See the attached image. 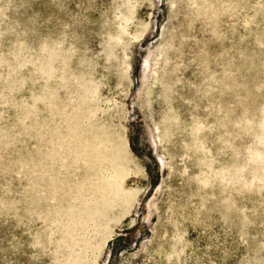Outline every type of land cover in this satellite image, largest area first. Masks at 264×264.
Here are the masks:
<instances>
[{
    "label": "rangeland",
    "instance_id": "rangeland-1",
    "mask_svg": "<svg viewBox=\"0 0 264 264\" xmlns=\"http://www.w3.org/2000/svg\"><path fill=\"white\" fill-rule=\"evenodd\" d=\"M0 264H264V0H0Z\"/></svg>",
    "mask_w": 264,
    "mask_h": 264
}]
</instances>
